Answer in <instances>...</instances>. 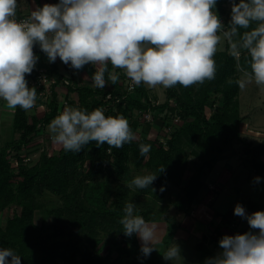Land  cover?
<instances>
[{
	"label": "clouds",
	"instance_id": "1",
	"mask_svg": "<svg viewBox=\"0 0 264 264\" xmlns=\"http://www.w3.org/2000/svg\"><path fill=\"white\" fill-rule=\"evenodd\" d=\"M230 3L225 26L215 11L217 0H58L36 7L23 19H17V0H0V99L13 111L35 107L37 90L26 80L39 59L35 46L50 63L59 58L77 71L92 65L96 88L117 84L119 69L132 86L167 89L213 80L214 57L224 41L233 58L245 53L249 58L248 68L240 69L238 87L243 90L254 83L264 90V0ZM48 131L54 144L72 152L93 141L97 147L121 148L136 138L124 116H106L102 108L89 112L65 106ZM150 150L151 145H140L141 156ZM163 171L164 167L159 169ZM157 175H136L125 186L133 191L150 188ZM234 215L258 231L224 235L221 251L204 264H264V211L248 215L237 204ZM119 223L126 237L140 239L144 257L157 250L158 226L138 215L133 202L125 204ZM162 256L177 261L181 249L173 243ZM0 264H21V257L11 248H0Z\"/></svg>",
	"mask_w": 264,
	"mask_h": 264
},
{
	"label": "trees",
	"instance_id": "2",
	"mask_svg": "<svg viewBox=\"0 0 264 264\" xmlns=\"http://www.w3.org/2000/svg\"><path fill=\"white\" fill-rule=\"evenodd\" d=\"M224 1L217 0L215 10ZM34 52L39 57L37 65L45 67L48 74L57 79L52 87L51 100L42 116L17 107L13 113V127L20 133L19 138L0 148V211L9 209L4 224L0 223V248L13 249L21 257V264H168L157 250L144 257L138 237H126L123 234L119 220L126 204L127 187L120 183L114 200L108 203L111 181L125 179L131 164L136 170L147 167L151 169L150 173L158 174L150 188L140 191L151 192L160 198L170 181L175 180L176 184H180V171L187 166L185 147L195 144L191 147V152L197 160L193 161L194 168L181 189V204L178 202L180 208L185 206L187 209L191 208L205 187L206 176L215 162L235 140L241 141L245 159L252 169L264 174V142L246 141L241 131L244 117L240 111V88L236 80L239 67L243 65L248 68L249 58L246 53L236 59L229 51H217L214 57L216 75L213 80L187 88L179 84L167 88V100L151 105L148 90L142 84L132 93H127L123 85L120 87L119 84L109 89L78 85L71 81L66 84L65 79L54 68L42 62L39 46L34 47ZM36 76L34 68L30 75H26V80L29 87H35L39 93L42 86L30 83V79ZM60 82L67 86L68 93H77L78 108L89 112L102 108L106 116L122 115L128 120L133 110H146L150 107L163 110L169 105L170 98H173L179 116L184 121L181 120L183 124L166 138L165 145L162 142L153 143L147 134L131 143H125L121 148H109L107 144L97 147L93 141L80 152L65 151L62 146L57 153L42 151L31 164L24 160L22 147L39 136L59 114L60 103L54 92ZM108 93L111 97H107ZM116 97L121 99L116 101ZM207 108L213 109L209 115ZM188 116L193 118L187 120ZM135 122L134 120L130 124L133 132L137 126ZM141 144L151 145L146 157L140 155ZM12 151L16 152L15 165L11 160ZM181 166H184L183 169ZM163 167L164 171L159 173V169ZM102 178L105 179L97 182ZM95 179L97 180L94 181ZM82 188L84 192L81 191ZM46 191L57 195L62 205L49 211L55 215L53 221L37 224L34 221L35 210L40 206L39 198ZM260 208L258 203H249L251 213ZM149 212L137 214L147 220ZM224 217L226 214L221 216L214 232L204 236V240L209 239V244H219L224 236L221 230ZM68 221L77 228H71ZM111 222L121 235V239L115 242V256L110 252L102 253L97 248L99 238L93 234L81 233L83 227L90 230L95 223L109 225ZM197 247L202 250V256H214L213 249L205 245L203 240Z\"/></svg>",
	"mask_w": 264,
	"mask_h": 264
},
{
	"label": "rangeland",
	"instance_id": "3",
	"mask_svg": "<svg viewBox=\"0 0 264 264\" xmlns=\"http://www.w3.org/2000/svg\"><path fill=\"white\" fill-rule=\"evenodd\" d=\"M217 14L219 15L220 19L224 23L225 26H227L228 22L230 21V12H231V3L230 0H225L223 4L221 5L220 8H216L215 10ZM218 51H228V45L226 42L222 41L220 46L218 47ZM247 56V54H246ZM248 57V56H247ZM240 65V63H239ZM241 68L243 65H241L238 69V78L241 76ZM246 69V68H245ZM124 75V74H123ZM149 92L152 95L150 96V104L154 102L155 105L164 103L167 100V92L166 88H163L162 86H157L156 88H149ZM155 98V100H152ZM41 101L36 102L35 107H33L31 110H29L30 114H37L39 116H42L44 113V110L47 108V100L45 98L40 97L39 98ZM38 99V100H39ZM170 103L165 107L163 110L162 109H153V107H150L146 110L144 109H136L133 110L131 117L128 118L129 125L133 123L135 120L136 122V129L134 131L135 134V139H140L144 137L146 134L148 139H150L153 143L159 144L160 137L163 135L165 136V142L166 138L170 136V134L176 130L178 127H180L183 122L180 121L178 123H173V118L176 116H179V112L176 109V104L173 98H170ZM72 101L70 104H66V102H63L60 106V112L63 111L65 106H71V107H77V102L76 100H70ZM238 101L240 105V111L241 114L244 117V121L242 122V137L246 141H251L253 143H258L262 136V132L264 133V90L256 86L254 83L248 84L243 90L240 89L239 94H238ZM42 102V103H41ZM215 107V106H213ZM175 108V109H174ZM151 111L153 115V119L149 121H143L142 115L148 111ZM213 109L207 108V115L211 113ZM13 110H9L6 107V102L0 99V148L6 145L9 141H16L19 138L20 133L16 131L13 127ZM193 116H188L186 117L187 120L192 119ZM183 120L182 118H180ZM184 121V120H183ZM167 123V124H166ZM168 125H170V128H168ZM131 126V125H130ZM260 131V132H259ZM145 134V135H144ZM165 145V144H164ZM192 146H195L192 145ZM192 146H186L185 151L187 152V166H185V169H183L184 166L182 167V171H180V175L182 176L180 180V184H176L175 180L170 181L168 186L165 188V191L162 195V197H158L154 195L151 192H141L139 189L133 191L130 190L129 188L126 194V203L127 202H133L136 205V213H143L144 211L148 212L147 214V220H153L155 221L154 223L161 222V219L164 217H167V221L173 222L175 225L170 223V229L167 232V235L164 236L163 240L164 241H172V244L175 243L177 244L180 249H181V258L177 261H168L170 264H197V261L200 260L199 254L201 255V251L197 250L195 247L196 242L199 240L198 235L195 232H192L189 234L188 238L184 239H178L172 237L174 235L173 231L175 228L178 226V220L177 222L174 221V216L176 217L177 215H182L183 220L185 221H191L194 222V218L198 215V204H193V208L195 209V214L194 215H189L190 208H186L185 206H180L178 205L181 204L183 196L181 189L186 183L189 175L191 174L194 164L193 161L197 160V157L191 152V147ZM234 147L238 149L241 154L243 153V145L241 141H233L230 145V148ZM61 146L56 145L52 142L50 138V133L48 131V126L43 129V131L39 134V136H36L31 140L28 144H26L24 147H22V154H26L30 157V163H34L40 153L42 151H45L49 154L57 153ZM231 154V155H230ZM229 156L232 161L233 165V170L234 175L231 178V184L233 185H238L242 183H246L249 185V183L252 182L253 176H254V171L252 167L249 165L248 161H245V166L239 165L240 161L236 159L235 155L236 153H230ZM245 156V155H244ZM14 163V160H12V164ZM244 166V167H243ZM151 169L144 167L141 168L140 170H136L135 167L131 164L130 166V171L129 174L126 176L125 179L123 180H117L113 179L111 181V190L110 194L108 196V203L113 201L116 192L118 191L117 187L120 183H122L125 186V182L131 181L132 178H134L136 175H145L149 174ZM218 175V174H217ZM179 177V175L177 176ZM176 177V178H177ZM207 179H214L215 182L220 181V185H222V188L216 183L218 189L215 192L216 195L222 194V190L224 189L223 186L225 187L227 183L223 182L224 177L216 176L215 170H213L211 173H209L206 176ZM220 178V180H219ZM264 178V177H263ZM105 178H102L101 180L95 179L94 181H102ZM218 179V180H217ZM247 181V182H246ZM263 181V180H262ZM214 185V184H213ZM215 185V186H216ZM82 192H84V189H81ZM239 190H233L232 196L225 199L222 202H213L209 209L211 213H215L216 211H219L220 213H224L227 209H229L234 202H237V200H240V191ZM214 191L212 192V194ZM220 193V194H219ZM39 207L35 210V215H34V221L37 224H41L42 222L50 223L51 221L54 220V213L49 212L56 207L62 205V201L60 200L57 195L51 194L49 191H46L40 198H39ZM197 202V201H195ZM9 212V209H5L3 211H0V223L4 224V220L6 218L7 213ZM172 217V218H171ZM177 219H180V217H177ZM194 219V220H193ZM218 222H220L221 218H217ZM216 220V219H215ZM214 221V220H213ZM69 225L71 228L75 229L77 228L76 225L72 224L69 222ZM247 220L244 218H241L239 216H236L234 219V224L231 226L225 225L223 227L222 231H225L230 229V231H227L226 235H236V234H243L246 232L245 226L247 225ZM92 226V225H91ZM174 227V228H172ZM215 226L211 224L210 229L212 232H214ZM247 229L248 231H255L252 229ZM91 230V231H90ZM88 229L87 227L81 228V233L84 234H93L96 238H99V245L98 249L102 253H107L110 252L113 256L117 255L116 252V244L115 242H118L121 239V235L115 230V225L111 222L109 225L106 224H93L91 229ZM207 232V229L205 230ZM204 231V232H205ZM205 232V233H206ZM169 234V235H168ZM209 234V233H207ZM225 235V234H224ZM139 241V240H138ZM197 246V245H196ZM215 247H213V251H221L219 244H215ZM159 251V254L161 255L163 259V254L167 250V245L164 244L163 241H161L160 244L156 246ZM127 261L126 259H124ZM123 260V261H124ZM164 260V259H163ZM167 261V260H165ZM124 263V262H123Z\"/></svg>",
	"mask_w": 264,
	"mask_h": 264
},
{
	"label": "crops",
	"instance_id": "4",
	"mask_svg": "<svg viewBox=\"0 0 264 264\" xmlns=\"http://www.w3.org/2000/svg\"><path fill=\"white\" fill-rule=\"evenodd\" d=\"M42 2H43V0H19V6H20V9H22L24 11H28L31 13V11L34 10L36 7H40ZM41 60L46 65L54 68V70L58 74H60L64 79H67L68 81H71L74 84L76 83L78 85H89L91 87H94L92 84V81H91V75L93 74L95 69L92 65H85L82 70L77 71V70L71 68L70 66L63 64L59 58H57V60L54 63H50L48 61L46 54L43 52H42ZM109 70H112L111 65H109ZM115 71L119 74V81L115 85H111L109 83L105 87L106 89L114 88L118 84L120 87L122 86V84H123V72L119 69H116ZM143 87L148 90L149 96L152 97V95L149 92V88L145 85H143ZM54 94L57 96L59 103H60V106L63 102H66V104H70L72 102L70 100H77V93L73 92V91L68 93L67 86L65 84H63L62 82H60L59 84L56 85ZM152 100H155V98H153ZM36 102H39V101L37 100ZM75 104H76V102H75ZM45 110H44V112H45ZM12 121H13V118H12ZM262 136L263 137L261 138V140L259 142H261V141L264 142V133L263 132H262ZM238 151L239 150L234 148V147H231V148L229 147L222 154V156L215 162L212 170L209 172V173H211L213 170H215L217 177H220V176L224 177L223 182H225L227 184H225L226 185L225 187L223 186V188H224L222 190L223 193L222 194L219 193L220 195L213 196V194H212L213 191L210 189L209 185H211V184L216 185V183H218V185L222 188L223 184L220 185L221 182L220 181L215 182L213 178L211 180L206 178L205 179V187L202 189L200 195L195 200L197 202H195V201L193 202V204L194 203L198 204V211H197L198 215L194 218L195 220L193 219L194 222L191 223L190 220L189 221L183 220L182 215H180V216L177 215L176 217L174 216V221L177 222V220H178V224H177L178 226L173 231L174 232L173 233L174 235H172L173 239L174 238H178V239L188 238L189 234L192 232H195L199 237V240L195 244V247L197 248L199 253L201 251V255L199 254L200 260L197 261V264H204L205 260L209 257L202 256V250L199 249L196 245L203 240L205 245H207L209 248L213 249V247H214L213 244L211 245L208 243L209 239L204 240L205 239L204 236H206L207 233L212 231L210 229L211 224H213V226L216 227V225L220 223V222H218L219 220L217 218H221V216L223 214L224 215L226 214V217H224L225 222H223L222 226H221V230H223V227L225 225L229 224V226L230 225L232 226L234 224V219L236 217V215H234V208L237 204L242 205L245 208V211L248 215L252 214L250 212V209H249V203L255 202V203L260 204L261 208L258 211H264V178H263L264 174L256 173L253 169L254 181L252 180V182L249 183V185L246 184L245 182L242 184H238V185L231 184V178L233 177L235 171L232 169L233 165H232V161H231L229 154L232 152L236 153L235 157H236V159H238L240 161L239 165H237V166H240V167L242 165L245 166V161H246L245 156H244V154H241ZM262 158L264 160V155ZM256 177H260L259 183L255 182ZM219 180H220V178H219ZM233 190H239L240 191V195H239L240 200H237V202H234L232 204V206L229 209H227L224 213H220L219 211H216L215 213L214 212L211 213L210 209H209L210 205L213 202L218 201L220 203V202L224 201L225 199L231 197L232 196L231 191H233ZM231 209H233V210L231 211ZM167 217L162 218L161 222H159L160 224H158V223H156V224L158 226V235L160 237V240L163 241L165 245H167V249H168L172 245V241H171L172 239L169 241H164L163 238L165 235H167V232L170 229V226H171L170 223L173 225H175V224L173 222H170V221L168 222ZM177 217H180V219H177ZM146 221L147 222H155L153 220L152 221L146 220ZM245 227L248 229L250 228L248 224ZM172 228H174V227H172ZM246 228H245V230L247 232ZM206 229H207V232L205 231ZM227 231H230V229H228V230L225 229V231H222V233H224L226 235ZM255 231H258V230H255ZM138 240H139V243L141 244V241L139 238H138ZM214 256H215V252H214ZM168 264H170V263L168 262Z\"/></svg>",
	"mask_w": 264,
	"mask_h": 264
},
{
	"label": "built area",
	"instance_id": "5",
	"mask_svg": "<svg viewBox=\"0 0 264 264\" xmlns=\"http://www.w3.org/2000/svg\"><path fill=\"white\" fill-rule=\"evenodd\" d=\"M17 3H18L17 19H23V18H26L28 15H30V12L20 9L19 0H17ZM45 3L55 4V3H58V0H43L40 7H42ZM35 69L37 71V76L34 79H30V83L35 85V86H42V90L39 93H37L36 101L39 99V97H42V98H45L47 100V102H49L51 100V97H52V87L54 84L57 83V79L55 76L49 75L45 67H42V66H39L36 64ZM64 81L66 84L69 82L67 79H65ZM122 85H123L122 87L124 88V90L127 93L134 92L136 90V87H137V86H132L130 80H128V78H126L125 75H123V84ZM107 97H111V94L108 93ZM120 99H121L120 97L115 98L116 101H119ZM152 105H155V103L153 102ZM142 118H143L142 119L143 121H149V120L153 119V115H152L151 111L149 110L148 112H146L142 115ZM180 121H181L180 116H176L175 118H173L172 122L178 123ZM168 128H170V125H168ZM164 137H165L164 135L162 137H160V141L165 144V138ZM15 154H16V152L12 151V159L11 160H14L13 165L17 164V161L14 157ZM22 155L25 156L24 157L25 161H30V157L28 155L27 156H26V154H22ZM209 187L212 191H214L213 196H215V192L217 191L218 187L215 185H212V184L209 185ZM192 205H191V208L189 211L190 215L195 214V209L193 208ZM211 233H212V231L209 232V234H211ZM209 234H207V235H209ZM218 252H220V251H216L215 255Z\"/></svg>",
	"mask_w": 264,
	"mask_h": 264
}]
</instances>
